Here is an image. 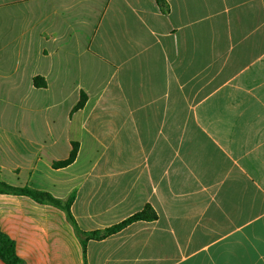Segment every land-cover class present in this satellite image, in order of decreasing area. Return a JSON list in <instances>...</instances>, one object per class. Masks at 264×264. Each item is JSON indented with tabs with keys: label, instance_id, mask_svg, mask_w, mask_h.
I'll use <instances>...</instances> for the list:
<instances>
[{
	"label": "crops",
	"instance_id": "crops-1",
	"mask_svg": "<svg viewBox=\"0 0 264 264\" xmlns=\"http://www.w3.org/2000/svg\"><path fill=\"white\" fill-rule=\"evenodd\" d=\"M0 180L157 214L0 193L18 264H264V0H0Z\"/></svg>",
	"mask_w": 264,
	"mask_h": 264
},
{
	"label": "trees",
	"instance_id": "trees-1",
	"mask_svg": "<svg viewBox=\"0 0 264 264\" xmlns=\"http://www.w3.org/2000/svg\"><path fill=\"white\" fill-rule=\"evenodd\" d=\"M33 83H34V86L37 88L46 87L45 80L40 76L34 77ZM87 99H88L87 94L85 92H81L80 99L78 103L75 105V107L73 108V111L75 112V111L82 109L85 106ZM78 152H79V143L73 142L72 150L70 152L68 159L64 161L54 162L52 164L53 168L55 169L64 168L72 164L76 160ZM0 193L28 196L40 203L51 204L55 207H58L64 210L69 222L72 224V226L74 227V230L76 231L77 235L82 241L84 252H86L87 242L91 239H102L106 237L107 235L114 234L122 230L128 224L135 222V221H141V220L153 221L157 219V214L155 210L151 206L148 205L142 211L134 214L133 216L129 217L123 222L111 228H108L104 231L83 232L80 230L79 226L77 225L76 220L71 211V207L75 199L74 194L70 195L67 198V200L64 201V200L53 197L48 192L34 190L30 187L12 186L2 180H0ZM0 257H2L3 260L9 264H18V258L16 256L14 243L7 236H5L1 231H0ZM85 264H87L86 260H85Z\"/></svg>",
	"mask_w": 264,
	"mask_h": 264
}]
</instances>
